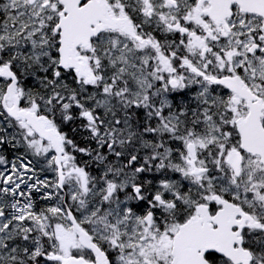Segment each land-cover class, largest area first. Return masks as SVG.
<instances>
[{
	"label": "snow or ice",
	"instance_id": "6c2138e0",
	"mask_svg": "<svg viewBox=\"0 0 264 264\" xmlns=\"http://www.w3.org/2000/svg\"><path fill=\"white\" fill-rule=\"evenodd\" d=\"M0 264H264V0H0Z\"/></svg>",
	"mask_w": 264,
	"mask_h": 264
}]
</instances>
